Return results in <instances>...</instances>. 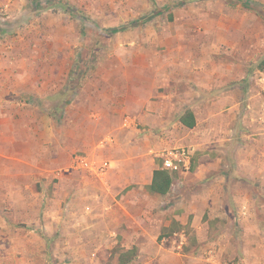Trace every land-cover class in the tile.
Returning <instances> with one entry per match:
<instances>
[{
    "label": "rangeland",
    "instance_id": "rangeland-1",
    "mask_svg": "<svg viewBox=\"0 0 264 264\" xmlns=\"http://www.w3.org/2000/svg\"><path fill=\"white\" fill-rule=\"evenodd\" d=\"M191 18L194 24L189 33L184 27ZM164 21H171L174 38L165 39L169 30L162 25ZM127 31L132 33L117 38ZM117 55L131 79L140 70L143 77H149L151 66H157L162 76L174 71L185 74L191 67L189 60L201 56L211 55L217 64L245 60L256 94L264 101L260 80L264 76V0H0V69L23 73L13 78L14 87L21 83L30 89L20 101L40 107L53 120L54 127H47V146L53 147L58 136L62 145L59 165L54 166L47 156V167L35 182L43 199L30 193L28 206L21 195L11 209L1 201L0 215L9 217L10 210L15 226L9 262L20 264L28 244L30 251L45 249L40 258L30 253L29 264H100L114 257L117 263L114 252L122 246L102 235L108 228L104 221L108 216L102 205L106 201L99 198L104 177L99 172L112 164L106 152L86 149L94 125L88 124L91 116L86 102L91 99L85 92L89 83L102 85V71L118 70ZM200 64L194 70L202 69ZM42 87L46 94L38 96ZM140 127L152 133L141 141L142 151L147 152L139 162L141 177L159 166L174 179L173 196H188L202 187L192 194L202 201L200 195L214 177L205 178V165L200 163L205 151L188 141L192 132L189 135L179 123ZM95 128L96 134L104 129L101 125ZM176 150L186 152L181 159L190 158L188 170L184 160L176 162L177 170L165 167V158ZM4 165L2 161L0 166ZM187 182L191 186L180 190ZM158 209V213L165 210ZM220 225L213 223L215 229ZM108 245H114L109 258L104 251ZM5 246V239L0 238V247ZM2 261H6L3 256Z\"/></svg>",
    "mask_w": 264,
    "mask_h": 264
},
{
    "label": "crops",
    "instance_id": "crops-1",
    "mask_svg": "<svg viewBox=\"0 0 264 264\" xmlns=\"http://www.w3.org/2000/svg\"><path fill=\"white\" fill-rule=\"evenodd\" d=\"M193 24L191 18L185 31L191 33ZM162 25L169 30L165 39L174 38L171 21ZM217 35L222 38L220 32ZM114 58L118 65L122 62L118 55ZM201 58L189 60L185 74L174 71L162 76L157 66H151L149 77L140 70L132 79L120 64L116 71L101 72V86L89 83L85 91L91 99L86 102L88 124L94 125L86 149L106 152L112 164L99 172L104 175L99 198L105 199L102 205L108 216L102 235L122 246L114 252L116 264H264V101L256 94L245 60L217 64L211 55ZM199 62L203 68L194 70ZM15 73L23 76L0 69V163L5 162L0 166V204L3 201L10 209L21 195L28 206L30 193L43 199L35 182L47 167V156L59 165L62 149L60 136L53 147L47 146V127H54L53 120L40 107L20 101L30 89L21 83L13 86ZM42 88L38 96L46 94ZM187 112L193 115L192 127L182 121ZM171 123H179L189 135L192 132L188 141L205 151L200 163L205 165V178L211 174L214 179L201 193L202 201L192 198L202 187L188 196H173L174 180L165 193L153 189L159 166L141 177L139 162L146 152L141 141L152 133H144L140 126ZM100 125L104 129L96 134ZM105 137L110 141L104 142ZM186 184L180 190L191 186ZM159 207L165 210L158 213ZM11 214L9 210V217L0 215V238L6 242L5 249L0 247V264H13L8 261L15 227ZM216 221L222 224L217 229ZM108 247L107 258L114 245ZM25 249L27 256L20 264H29L30 253L38 258L45 254L44 247L30 251L27 244ZM114 260L100 264H115Z\"/></svg>",
    "mask_w": 264,
    "mask_h": 264
},
{
    "label": "trees",
    "instance_id": "trees-1",
    "mask_svg": "<svg viewBox=\"0 0 264 264\" xmlns=\"http://www.w3.org/2000/svg\"><path fill=\"white\" fill-rule=\"evenodd\" d=\"M189 118V120H188ZM192 119V121H191ZM182 121L187 125L192 127L194 125L193 115L191 112H187L185 116L182 117ZM173 178L170 175L169 171H166L162 168H159L155 171V175L153 178V189L159 192H167L173 182Z\"/></svg>",
    "mask_w": 264,
    "mask_h": 264
},
{
    "label": "built area",
    "instance_id": "built-area-1",
    "mask_svg": "<svg viewBox=\"0 0 264 264\" xmlns=\"http://www.w3.org/2000/svg\"><path fill=\"white\" fill-rule=\"evenodd\" d=\"M261 80V85H262V90L264 92V76H262L260 78ZM170 155H168V157L165 158L164 164L166 168H170L173 170H177L179 169V165L178 163H176L177 161L180 160H184V167L188 170L189 166H190V158L187 157V159H181V157L183 155L186 154V152L183 150L182 152H180L179 150L176 151H170L169 152Z\"/></svg>",
    "mask_w": 264,
    "mask_h": 264
}]
</instances>
